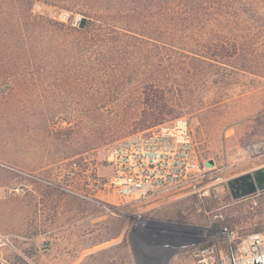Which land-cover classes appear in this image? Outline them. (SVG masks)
Listing matches in <instances>:
<instances>
[{"label":"trees","instance_id":"trees-1","mask_svg":"<svg viewBox=\"0 0 264 264\" xmlns=\"http://www.w3.org/2000/svg\"><path fill=\"white\" fill-rule=\"evenodd\" d=\"M233 74L264 79V0H0V142L39 140L53 164L164 124L184 108L172 96Z\"/></svg>","mask_w":264,"mask_h":264},{"label":"rangeland","instance_id":"rangeland-1","mask_svg":"<svg viewBox=\"0 0 264 264\" xmlns=\"http://www.w3.org/2000/svg\"><path fill=\"white\" fill-rule=\"evenodd\" d=\"M33 10L64 22L70 17L42 3ZM202 82L195 94L171 95L184 108L165 123L188 122L200 163L213 168L205 196L166 193L142 201L105 187L114 148L138 132L133 126L82 162L46 161L39 140L0 142V264H194L190 251L171 249L174 237L200 235L211 246L220 228L258 233L264 191L233 201L227 182L264 167V79L233 74L216 86ZM75 162L81 168L69 176Z\"/></svg>","mask_w":264,"mask_h":264},{"label":"built area","instance_id":"built-area-1","mask_svg":"<svg viewBox=\"0 0 264 264\" xmlns=\"http://www.w3.org/2000/svg\"><path fill=\"white\" fill-rule=\"evenodd\" d=\"M112 177L105 187L121 198H158L166 193L208 194L206 176L213 168L200 163L193 134L185 120L138 131L120 140L113 151ZM79 168L75 162L68 174ZM204 236L174 237L171 249L190 251L194 264H264V234L239 235L220 228L217 243ZM170 245H166L169 246Z\"/></svg>","mask_w":264,"mask_h":264},{"label":"water","instance_id":"water-1","mask_svg":"<svg viewBox=\"0 0 264 264\" xmlns=\"http://www.w3.org/2000/svg\"><path fill=\"white\" fill-rule=\"evenodd\" d=\"M87 19L85 17L80 18L79 27L85 28ZM229 192L233 201H238L258 192L264 191V167L247 173L227 182Z\"/></svg>","mask_w":264,"mask_h":264}]
</instances>
